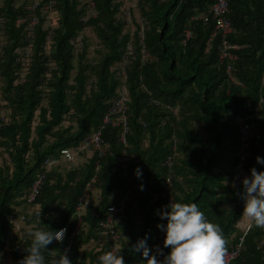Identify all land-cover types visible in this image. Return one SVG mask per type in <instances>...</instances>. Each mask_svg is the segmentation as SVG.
<instances>
[{"label":"trees","instance_id":"trees-1","mask_svg":"<svg viewBox=\"0 0 264 264\" xmlns=\"http://www.w3.org/2000/svg\"><path fill=\"white\" fill-rule=\"evenodd\" d=\"M35 2L0 0V110L9 115L0 126V255L7 245L12 264L27 255L29 240L10 234L11 218L21 215L18 207L24 214L22 227L37 223L36 213L42 210L40 228L66 227L70 233L78 198L96 164L97 191L84 207L82 232L72 239V264H98V256L83 246L98 240L107 208L127 186L133 195L117 226L125 264H146L131 248L145 237L146 243L157 237L155 224L165 223L157 211L168 205L164 192L172 193L174 202H196L208 221L223 229L227 248L232 247L242 235L244 219V201L237 195L243 186L232 181L240 145L238 118L251 117L262 136L251 142L246 170L264 171L255 160L264 158V0H228L233 32L226 39L241 47L234 51V82L227 79V62L219 59L221 35L213 36L215 0H135V6L122 0H40L33 9ZM29 16L37 20L30 42L25 37ZM86 30L97 40L93 59L88 57ZM186 31L190 36L183 43ZM28 44L30 62L22 73L20 51ZM128 48L123 80L119 63ZM123 87L128 97L126 147L119 143V130L106 126L101 132L109 146L104 157L53 167L35 207L27 204L31 183L45 171L44 160L59 158L60 149L76 148L98 130ZM173 140L178 157L167 191L163 162L172 154ZM123 153L130 158L127 182L118 168ZM137 167L142 179L134 174ZM67 244L68 236L62 244L53 241L44 252L46 264ZM18 249L22 258H17ZM231 264H264V228L252 225Z\"/></svg>","mask_w":264,"mask_h":264},{"label":"built area","instance_id":"built-area-1","mask_svg":"<svg viewBox=\"0 0 264 264\" xmlns=\"http://www.w3.org/2000/svg\"><path fill=\"white\" fill-rule=\"evenodd\" d=\"M122 1H125L128 4L135 6L134 4L135 0H122ZM39 4H40V0H37V2H35L32 5V8L36 9ZM48 7L49 6H45L43 9L46 10L48 9ZM126 14H128V10H126ZM228 14H229L228 0H215L211 8V18L212 20H214V30H215L213 36L217 35L218 33H220L221 35V39H220L221 44L219 46V57H220L219 59L222 62H227V65L225 67L227 79L229 82H234L235 69L232 65V62L237 59L234 54V51L239 50L241 47L238 46L237 44H230L226 39V37L233 32V27L231 25L230 20L228 19ZM29 17L30 19H29L28 27L26 28L25 37H26V41L30 42L34 38V29L35 26L37 25V20L33 16H29ZM207 20L208 17H204V21ZM189 36H190V32L186 31L185 39L183 43H185V41L189 38ZM51 38H52L51 33H49L44 49L45 54L47 56L49 55L50 52L49 44ZM2 39H3L2 34L0 33V51H1V46L3 45ZM79 39L80 38H78V40ZM129 49L130 48L127 49L128 51L125 53L123 59L119 63L123 80L125 79V70H124L125 65L130 61L129 57L131 55V52ZM20 52H21L20 61H21V67L23 73L24 70H26L27 67L29 66V62H30L31 48L29 44L28 46L21 48ZM0 111H1L0 113V126H1L8 123L9 115L2 110ZM127 113H128V97L126 94V90L123 87L119 89L117 96L112 99L110 107L108 108L107 113L103 117L102 120L103 125H101L98 130L93 131L92 133L84 137L76 148L60 149L59 158H47L44 160L43 168L45 169V171L39 172L34 178L33 182L31 183V186L25 197L27 204L33 205V208L35 207L34 204L36 197L39 194V191L44 183L47 173L53 167L65 163H69L70 165L73 166L81 165L85 160H87L88 158L94 155H97L98 158L104 157L109 150V146L103 140L101 132L106 126L110 125L114 129L119 130V143L121 144V146L126 147L127 145L126 138L129 132ZM255 115L257 116L258 113H255ZM249 119H251V117L237 119V127H238L237 130L239 133L240 145L237 149V154H236L237 160L235 162L234 167L232 168V181L236 185H242L243 178L250 176V173L246 170V163H247V159L250 156L249 151L251 147V142L262 138V136L259 134L257 125L255 123L249 122ZM171 151L172 154L169 155L167 158H165L163 162V166L167 169V175L165 181L167 191H170L172 187L171 169L173 167L174 160L178 157L177 142L175 140H173L172 142ZM129 161L130 158L123 153L118 162V168L121 169L122 177L125 182L130 181V177H131L130 173H128ZM99 171H100V167L98 164H96L93 177L91 178L89 183H87L83 195L78 198L73 229L71 230L70 233H68V230L66 232L65 238L68 236V244L64 248L63 252L67 249L69 254L72 239L77 235H79L84 228V221H83L84 207L89 201L90 194L97 191L95 188V183L97 181V176ZM132 195H133L132 188L127 186L124 189V191L120 194L119 198L117 199V202L110 205L107 208V212L104 216V219L99 224V230L97 234L98 240H96V242L102 244L103 246L107 244L108 249L104 247L102 251L101 249L98 251H101L103 253L110 250L120 251L121 239L123 238V235L118 231L117 226L125 215V210L131 200ZM163 195L166 198L167 204H169L171 201L174 202V197L172 193L164 192ZM23 222H24V215L11 218V223H12V229L10 232L11 236L17 234L19 235L20 238H22L20 232L22 230ZM164 224L166 225V221ZM239 227H241L242 229V235L238 238L237 242L232 247L227 248V255L225 258L226 264H231L232 261H234L237 257H239L244 247L245 236L249 231H251L252 224H250L246 219H243ZM164 236L165 233L157 228V237L154 238L149 245H147L150 249L153 250V253L155 252V246H160L161 248H163ZM97 249L98 247L95 248V250ZM7 253H9L8 245L5 247V250L1 255ZM23 254H24L23 250L18 249L17 258H22ZM161 258L162 256H157V259L161 260ZM12 263L13 262L11 258L10 264Z\"/></svg>","mask_w":264,"mask_h":264},{"label":"clouds","instance_id":"clouds-1","mask_svg":"<svg viewBox=\"0 0 264 264\" xmlns=\"http://www.w3.org/2000/svg\"><path fill=\"white\" fill-rule=\"evenodd\" d=\"M256 163L264 165V158L257 156ZM142 179V170L137 167L134 172ZM243 192L237 193L244 201L241 217L258 228H264V171L250 169V176L242 180ZM140 190H144L141 184ZM42 210L36 213L37 223L32 224L26 231L29 246L24 249L27 253L17 264H46L44 252L56 241L63 243L67 229L58 231L44 230L41 224ZM165 224L157 228L165 233L163 248L155 246V252L147 246L146 240H138L131 250L141 254L146 264H226L227 244L223 229L220 225L209 222L205 213L196 202H173L157 211ZM49 229V228H48ZM163 249H169L165 254ZM162 256L163 259H157ZM2 258V257H0ZM50 264H72L68 250L58 252V258ZM98 264H125L121 251H107L98 256Z\"/></svg>","mask_w":264,"mask_h":264},{"label":"crops","instance_id":"crops-1","mask_svg":"<svg viewBox=\"0 0 264 264\" xmlns=\"http://www.w3.org/2000/svg\"><path fill=\"white\" fill-rule=\"evenodd\" d=\"M17 211L21 214V215H24L23 213H22V211H21V208L20 207H18L17 208ZM138 218V221L140 222V217H137ZM158 224H160V223H156L155 224V229L157 230V225ZM24 228V229H23ZM29 227L28 226H25V225H23V227H22V236L23 237H26V231H27V229H28ZM27 238V237H26ZM153 240V239H152ZM152 240H150L148 243H147V245H149L151 242H152ZM97 244V245H96ZM102 246V247H101ZM98 247V249L97 250H95V248H97ZM101 249V251L104 249V246L102 245V244H99V243H97L96 242V240H92L91 239V241L88 243V244H86V245H84L83 246V250H85V252H87V253H91V254H93V255H97V256H99L100 255V253H101V251H98V250H100ZM0 257H2V258H0V264H10V260H11V254L10 253H7V254H4V255H1ZM88 261H89V259H88Z\"/></svg>","mask_w":264,"mask_h":264},{"label":"rangeland","instance_id":"rangeland-1","mask_svg":"<svg viewBox=\"0 0 264 264\" xmlns=\"http://www.w3.org/2000/svg\"><path fill=\"white\" fill-rule=\"evenodd\" d=\"M83 1L90 2V0H83ZM84 36L87 37V43L90 46V50H89V53H88V57H89V59H93V58L97 57V54L93 52L94 47H95L96 42H97L96 37L89 30H86L84 32ZM7 112H8V110H7Z\"/></svg>","mask_w":264,"mask_h":264}]
</instances>
